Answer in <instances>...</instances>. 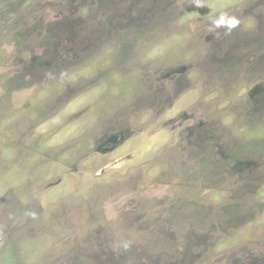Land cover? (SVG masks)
Returning <instances> with one entry per match:
<instances>
[{
	"label": "rangeland",
	"instance_id": "rangeland-1",
	"mask_svg": "<svg viewBox=\"0 0 264 264\" xmlns=\"http://www.w3.org/2000/svg\"><path fill=\"white\" fill-rule=\"evenodd\" d=\"M202 3L0 0V264H264V0Z\"/></svg>",
	"mask_w": 264,
	"mask_h": 264
},
{
	"label": "clouds",
	"instance_id": "clouds-1",
	"mask_svg": "<svg viewBox=\"0 0 264 264\" xmlns=\"http://www.w3.org/2000/svg\"><path fill=\"white\" fill-rule=\"evenodd\" d=\"M196 7H203L202 0H195ZM214 28H224L225 32H229L234 28L238 21L234 17H227L225 14L219 15L211 21Z\"/></svg>",
	"mask_w": 264,
	"mask_h": 264
},
{
	"label": "flooded vegetation",
	"instance_id": "flooded-vegetation-1",
	"mask_svg": "<svg viewBox=\"0 0 264 264\" xmlns=\"http://www.w3.org/2000/svg\"><path fill=\"white\" fill-rule=\"evenodd\" d=\"M114 135L117 136V139H116L115 141H114V139L111 138V137L114 136ZM121 135H122L121 132H117V133H115V134H113V135H111V136L109 137V141H111L113 145H116L115 143L118 141V138H119Z\"/></svg>",
	"mask_w": 264,
	"mask_h": 264
},
{
	"label": "water",
	"instance_id": "water-1",
	"mask_svg": "<svg viewBox=\"0 0 264 264\" xmlns=\"http://www.w3.org/2000/svg\"><path fill=\"white\" fill-rule=\"evenodd\" d=\"M111 138L114 139V141H115V140L117 139V136L114 135V136H112Z\"/></svg>",
	"mask_w": 264,
	"mask_h": 264
}]
</instances>
